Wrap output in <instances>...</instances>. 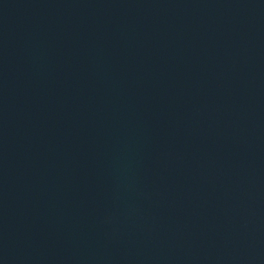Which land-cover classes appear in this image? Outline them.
I'll return each mask as SVG.
<instances>
[{
	"label": "water",
	"instance_id": "water-1",
	"mask_svg": "<svg viewBox=\"0 0 264 264\" xmlns=\"http://www.w3.org/2000/svg\"><path fill=\"white\" fill-rule=\"evenodd\" d=\"M0 264H264V0H0Z\"/></svg>",
	"mask_w": 264,
	"mask_h": 264
}]
</instances>
